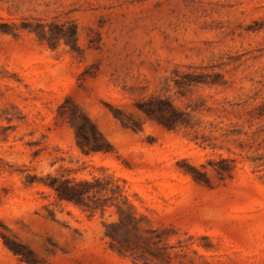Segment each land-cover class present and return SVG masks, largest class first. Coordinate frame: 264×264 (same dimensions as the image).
Returning <instances> with one entry per match:
<instances>
[{
    "label": "rangeland",
    "instance_id": "obj_1",
    "mask_svg": "<svg viewBox=\"0 0 264 264\" xmlns=\"http://www.w3.org/2000/svg\"><path fill=\"white\" fill-rule=\"evenodd\" d=\"M62 104L113 151L83 152ZM59 174L114 179L149 264H264V0H0V264H134L116 207L58 201Z\"/></svg>",
    "mask_w": 264,
    "mask_h": 264
},
{
    "label": "trees",
    "instance_id": "obj_2",
    "mask_svg": "<svg viewBox=\"0 0 264 264\" xmlns=\"http://www.w3.org/2000/svg\"><path fill=\"white\" fill-rule=\"evenodd\" d=\"M65 106V104L60 106L59 113L61 116L67 117L74 130L76 143L83 152L88 154L92 152L110 153L113 151V145L78 105L74 104L73 109L69 112L65 109ZM140 109L145 114L154 116L168 128H174L178 125L180 112L168 100L150 98L140 106ZM45 184L53 190L58 201L72 202L82 207L84 211L89 212L90 215H93L98 210L103 213L107 207L115 206L118 221L107 225L106 235L117 243L115 246L117 252L122 255H130L134 264H142L140 263L142 259L144 261L143 264H149L143 252H139L140 244L138 241L145 238L146 240L150 239L139 232L155 233L156 229L141 226L140 221L144 216L128 200L123 188L114 179L111 177L78 179L59 174L49 175ZM111 227L131 230L134 233L135 241L131 242L127 236L113 232ZM152 253H154L152 256L156 258L158 257L157 255H160V251L157 254L156 251ZM167 256V260L163 264H170L171 257L169 254ZM151 260L153 261V258ZM154 263L159 264L158 262ZM204 264L209 263L204 262Z\"/></svg>",
    "mask_w": 264,
    "mask_h": 264
}]
</instances>
